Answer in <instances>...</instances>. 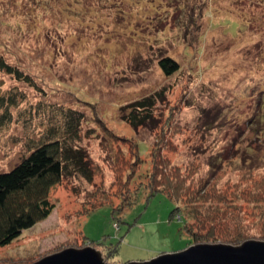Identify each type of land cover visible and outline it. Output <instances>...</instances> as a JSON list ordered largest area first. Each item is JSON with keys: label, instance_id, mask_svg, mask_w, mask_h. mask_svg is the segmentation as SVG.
<instances>
[{"label": "rangeland", "instance_id": "374dc122", "mask_svg": "<svg viewBox=\"0 0 264 264\" xmlns=\"http://www.w3.org/2000/svg\"><path fill=\"white\" fill-rule=\"evenodd\" d=\"M166 55L179 64L169 76L157 64ZM0 57L41 88L0 71L4 87L29 99L0 127V171L27 154L29 138L59 124L61 107L84 114L82 132L93 133L82 145L97 167L92 181L65 178L51 190L54 210L0 247L5 263L29 264L83 237L98 250L116 246L111 257L101 252L112 264L190 245L171 217L175 203L148 192L159 135L190 190L208 182L225 196L207 204H237L232 216L223 214L218 236L240 229L261 236L264 196L256 204L236 198L264 190V0H0ZM161 87L168 88L155 111L162 126L135 130L121 119V106ZM103 200L113 203L87 213ZM195 202L182 196L177 204L183 210Z\"/></svg>", "mask_w": 264, "mask_h": 264}, {"label": "trees", "instance_id": "16d2710c", "mask_svg": "<svg viewBox=\"0 0 264 264\" xmlns=\"http://www.w3.org/2000/svg\"><path fill=\"white\" fill-rule=\"evenodd\" d=\"M157 64L166 76L175 73L179 69L178 62L169 55L160 57ZM0 71L18 82L27 84L37 92L41 89L30 73L7 63L3 57H0ZM167 94L168 88L161 87L129 101L120 107L121 119L135 130L147 126L152 127V129L159 128L163 125L162 115L158 116L155 111L159 103L164 104L167 102ZM27 98L26 92L17 86L4 87L3 82H0V127L12 121V108H16L20 102H24ZM36 102L45 101L38 100ZM177 107L170 108L169 115L171 118ZM59 109V112H57L60 119L59 124H49L38 138H29L27 154L22 156L11 169L0 171V247L9 244L20 236L22 230L32 227L52 213L55 205L49 194L65 178L75 177L90 182L96 175L95 162L87 147L82 145L83 138L90 136L93 129L82 132L81 123L84 117L82 112L72 108L61 107ZM164 124H168L167 127L172 125L169 123ZM165 131L163 129L164 137ZM158 137L153 147V169L150 174V191L148 192L150 194L163 192L175 203L171 217H176L181 221L183 231L191 237V244L201 242L237 245L249 239L264 240V230H262L259 238L244 235L246 232L242 229L238 230L237 235L224 234L218 236L216 229L223 224L221 223L224 218L223 214L232 216V212H229L228 209L230 207L232 209L237 208L235 207L237 204L233 206L228 204V207L230 206L228 209H223L214 202L207 204L206 202L210 199V196L215 201L219 198L224 199L225 196L220 191L216 192L214 186V188L211 186L212 190L207 188L210 185L208 182L201 183L199 188L195 190H190V177L184 175L180 167L173 165L164 156L163 150L168 146V141L163 139L161 135ZM259 187L260 190L256 186L253 192H249L248 197L242 193V196L239 197L238 195L236 199L242 198L245 203L253 202L256 204L260 201V196H264V190L261 186ZM213 191L215 192L213 193ZM182 196L186 198V202H197L184 206L182 210L177 204ZM230 201L229 199L226 200V202ZM107 203L112 204L113 202L103 200L97 204L91 203L87 213ZM196 204L200 205L196 206ZM193 205L196 207L194 211ZM114 207L117 210V206ZM227 219L226 216L225 221ZM234 222L239 223L238 219H234L232 223ZM79 233L81 232L79 231ZM81 242L76 247L92 245L91 240L86 241L84 237ZM71 245L73 244L66 247H73ZM100 250L103 254L107 251L108 256L111 257L117 251V247L108 246L105 250ZM109 257L104 258L109 260ZM5 260L10 261L8 258L0 257V264H8L4 262Z\"/></svg>", "mask_w": 264, "mask_h": 264}, {"label": "water", "instance_id": "95a60500", "mask_svg": "<svg viewBox=\"0 0 264 264\" xmlns=\"http://www.w3.org/2000/svg\"><path fill=\"white\" fill-rule=\"evenodd\" d=\"M29 264H112L97 248L66 247L46 254ZM125 264H264V240L249 239L240 244L196 243L160 253L150 259Z\"/></svg>", "mask_w": 264, "mask_h": 264}]
</instances>
